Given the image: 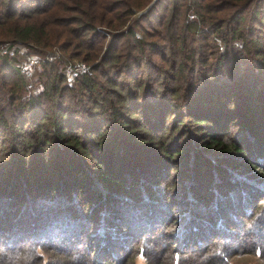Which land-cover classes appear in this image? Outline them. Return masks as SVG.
<instances>
[{"label":"trees","instance_id":"obj_1","mask_svg":"<svg viewBox=\"0 0 264 264\" xmlns=\"http://www.w3.org/2000/svg\"><path fill=\"white\" fill-rule=\"evenodd\" d=\"M7 42L61 56L27 79ZM254 181L264 0H0V243L39 241L0 264H264Z\"/></svg>","mask_w":264,"mask_h":264},{"label":"built area","instance_id":"obj_2","mask_svg":"<svg viewBox=\"0 0 264 264\" xmlns=\"http://www.w3.org/2000/svg\"><path fill=\"white\" fill-rule=\"evenodd\" d=\"M1 49L4 54L20 58L18 67L27 79H31L35 75V72L41 69L43 63L57 61L61 56V51L58 48H54L47 53H40L33 44H13L7 42L1 45ZM90 71L91 67L86 63L73 60L66 65L65 75L69 83H74L79 75L89 73Z\"/></svg>","mask_w":264,"mask_h":264},{"label":"rangeland","instance_id":"obj_3","mask_svg":"<svg viewBox=\"0 0 264 264\" xmlns=\"http://www.w3.org/2000/svg\"><path fill=\"white\" fill-rule=\"evenodd\" d=\"M45 52H47V51H45ZM37 71L35 73H37ZM254 182H256V184L252 183V185H247L245 188L243 187L244 197L247 199L249 196H253V198L254 197L255 198H263V200H264V186H263L264 183L262 184L259 181H254ZM235 187H237V186H234L233 184H231V188L234 189ZM234 191H239V190L234 189ZM22 192L24 193V191H22ZM169 230L170 229H168V231ZM161 232H162V234H164L167 232V229L163 228L161 230ZM60 236L61 235L59 233L55 234L52 236V239L55 241ZM35 238H37V236L36 237H33V236L31 237L29 235L23 236L21 239L17 238L16 242L13 243L12 241H10V238L8 237V235L6 236V232H4L3 238H2L3 242L0 244L3 247H7L9 249H7L6 251H1L0 255H5V257H6V255H9V253H12L14 251V249H11V248H13V247L18 248V247L22 246L23 244H27L28 241H31V240L38 244L39 241H38V239H35ZM83 245H85V244H83ZM83 245H81V246H83ZM28 254L29 253L25 252V255H20V258H28L26 256ZM88 260H89V258H88ZM88 260L86 259L83 261L87 262ZM136 261H137L136 264H145V259L142 258V256H139ZM231 264H260V261H259V258L257 255H252L251 253H244L241 255H236L233 258H231Z\"/></svg>","mask_w":264,"mask_h":264}]
</instances>
